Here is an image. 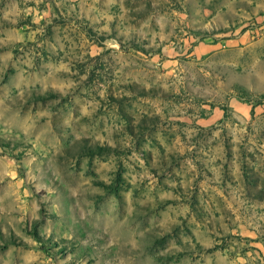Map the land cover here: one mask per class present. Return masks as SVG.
Segmentation results:
<instances>
[{"label":"rangeland","instance_id":"rangeland-1","mask_svg":"<svg viewBox=\"0 0 264 264\" xmlns=\"http://www.w3.org/2000/svg\"><path fill=\"white\" fill-rule=\"evenodd\" d=\"M0 264H264V0H0Z\"/></svg>","mask_w":264,"mask_h":264}]
</instances>
